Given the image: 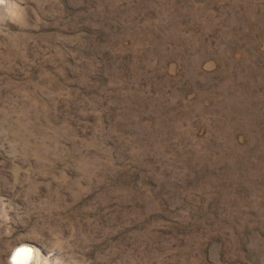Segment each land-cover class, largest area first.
<instances>
[{"label": "rangeland", "instance_id": "rangeland-1", "mask_svg": "<svg viewBox=\"0 0 264 264\" xmlns=\"http://www.w3.org/2000/svg\"><path fill=\"white\" fill-rule=\"evenodd\" d=\"M18 250L264 264V0H0V264Z\"/></svg>", "mask_w": 264, "mask_h": 264}, {"label": "bare ground", "instance_id": "bare-ground-1", "mask_svg": "<svg viewBox=\"0 0 264 264\" xmlns=\"http://www.w3.org/2000/svg\"><path fill=\"white\" fill-rule=\"evenodd\" d=\"M15 251H17V250H15ZM19 251L20 250H18V253H15L14 255L12 254L14 257L13 263L15 262L16 264H27L28 260L30 259V256H31V251L30 250H24L25 254L22 253L23 250H21L20 252ZM25 251H27V252H25Z\"/></svg>", "mask_w": 264, "mask_h": 264}]
</instances>
